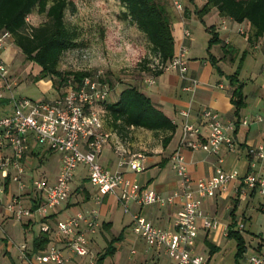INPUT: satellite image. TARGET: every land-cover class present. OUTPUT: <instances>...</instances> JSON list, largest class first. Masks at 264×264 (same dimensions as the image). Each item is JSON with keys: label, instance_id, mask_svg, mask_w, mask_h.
Listing matches in <instances>:
<instances>
[{"label": "built area", "instance_id": "1", "mask_svg": "<svg viewBox=\"0 0 264 264\" xmlns=\"http://www.w3.org/2000/svg\"><path fill=\"white\" fill-rule=\"evenodd\" d=\"M172 3L178 9L182 7L180 0H172ZM222 27H227L224 20ZM238 31L244 32L242 27ZM190 33L188 27L183 28L184 38L189 37ZM9 38V31L0 32V49ZM187 53L186 43H180L165 60L154 54L149 66L153 70L176 71L185 81L182 87L193 91L199 80L188 73ZM145 81L153 83L154 75H148ZM15 85L16 82L9 75L8 64L0 56V103H7L10 107L7 113L0 115V193L7 195V211L17 220L48 214L69 196L70 182L81 163L85 164L89 182L97 187V193L89 209L77 211L54 222L62 238L61 244L50 240L45 247L33 250L26 241L19 242L16 244L14 264H70L74 255L85 257L90 251L88 233L99 227L98 206L108 193L116 195L126 211L133 201L140 205L165 204L180 197L182 205L177 210L173 228L158 226L143 214L133 212L131 229L148 246L162 247L170 264H211L206 256L193 251L198 233L197 219L202 217L205 229H214L219 225L215 217L203 211L202 200L226 190L232 179L238 180L237 188L241 192L256 190L264 195L262 175L253 169L244 174H239L236 169L226 170L220 164L221 156L210 176L193 178L189 174L182 153L183 147L214 154H218L223 146L231 151L238 148L234 136L236 121L224 122L220 113L213 108H203L198 122L189 119L190 107L180 110L185 119L178 145L171 154V165L178 176V187L172 193L163 195L155 189L143 187L122 171L110 170L97 158L104 144L112 137V131L104 127V102L111 88L103 72L85 74L78 81L69 77L62 93L38 100L14 96L12 91ZM255 119L263 118L256 115ZM240 122L247 125L249 119L244 117ZM32 141L61 154L60 166L53 180L29 175ZM118 151L126 152L124 148H118ZM247 154L263 158L264 143L248 146ZM144 160L142 152H129L124 162L132 171L139 172L144 168ZM249 163L251 167L255 164L253 160ZM5 180H8L7 190L4 188ZM12 184L15 187L13 192ZM24 191L30 192L28 202L31 205H25L21 199L20 195ZM39 228L47 232L52 230L51 224L45 221L40 222ZM262 260L263 257L256 254L248 258L249 264H260ZM88 264H93V261Z\"/></svg>", "mask_w": 264, "mask_h": 264}, {"label": "crops", "instance_id": "2", "mask_svg": "<svg viewBox=\"0 0 264 264\" xmlns=\"http://www.w3.org/2000/svg\"><path fill=\"white\" fill-rule=\"evenodd\" d=\"M214 9L216 8L212 7L207 13L213 12ZM207 13L200 18L204 29L202 32H196L191 27V19L194 14H189L188 11L184 15V19L182 17L172 19L173 50L180 43H186L188 47V73L199 80L194 90L184 89L182 86L185 81L180 78L176 71L172 70L154 74L153 83H148L144 78L136 84L172 119L175 128L170 133V138L165 142L162 140L164 135L169 134L166 131H156L132 125L115 129L104 121V127L112 131V137L104 144L98 154L97 158L99 162L110 170L122 171L131 179L138 181L143 187L155 189L163 195L172 193L178 187V176L171 165V154L178 145L182 122L185 119L180 110L187 107H190L189 119L196 122L201 120V111L205 107L217 110L224 122L238 120L234 132L238 145L237 150H227L223 146L218 154H214L202 149L182 148L188 172L193 178L210 176L218 164L217 159L220 156L222 157L220 164L226 170L236 169L239 174H244L248 170L253 169V171L264 177V157L256 158L247 154L248 146L264 143V119H255L256 115H259V111L256 110H261L260 108L264 109V83L257 82L255 87L248 92L244 89L245 84L243 85L245 105L239 108L238 115H236L234 111L235 106L230 100L232 88L228 78L230 72L221 66L235 55V52H239L240 56L242 55L243 60H245L248 52L246 45L243 43V46H238L235 40V33L238 31L237 28L241 27L242 23L246 24L247 21L238 22L227 17L230 21V28H227L222 35L217 31L218 36L226 42V45H223L221 42L214 43L209 48V51L217 59L216 65L221 69L217 71L215 64L212 62L211 64L208 63L211 60L210 58H205L206 55L201 51L202 49L198 50L195 48L196 42L203 38L206 45L203 48L208 53L206 47L210 32L206 29V26L209 23L204 18ZM246 25L249 26V24ZM184 27L190 29L191 33L189 37H183L182 31ZM222 28L225 29L224 27ZM243 39L245 41L247 39L246 36H243ZM14 46L17 47L12 39L9 38L6 45L0 49V56L3 54L9 56L10 50ZM254 47H257V45H254ZM115 92L112 93L113 98H115ZM248 94H251L250 101ZM110 95L111 92L108 97ZM107 100L109 99L107 98ZM250 102L258 105V109H253L250 106ZM248 105L250 109L247 108ZM0 109L3 110L1 114L3 115L10 110V107L7 103L1 102ZM244 117L249 119L247 125L240 122ZM203 131L205 130L203 129ZM35 144H38L40 147L34 146ZM42 146L50 150L45 145L32 141L30 165L33 168L38 165L37 157L41 156L40 148ZM118 148H124L126 152L122 153L118 151ZM129 152H142L144 154L143 170L134 172L124 162ZM250 160H253L255 163L253 167L250 166ZM78 168L81 169L77 171ZM58 169L50 179L46 178L53 180ZM77 169L75 175H77L78 179L74 181V175L70 182V191L74 188L84 190L81 197L73 199L69 192L67 199L52 208L48 214L44 216L34 215L24 217V222L28 226L24 227L26 232L23 240L27 241L31 249L32 239L40 231V222L45 221L51 224L52 230L49 232L50 240H55L61 244L62 238L55 229L54 222L57 219L66 218L77 211H85L93 205V196L97 193V187L89 182L85 164H79ZM29 170H31V167ZM41 174L45 177L43 171ZM237 187L238 180L232 179L227 184L226 190L218 192L215 196L205 197L202 200L201 207L203 211L215 217L219 221V225L214 229H205L202 224V217H199L197 219L198 233L193 251L203 254L211 261L221 251L222 247L227 244L228 239L233 238L228 235V229L233 224V228L237 229L245 239V252L248 249L251 251L250 254H245L244 252L236 260L235 241V249L230 251L233 264H249L248 258L253 254L262 256L263 260L260 264H264V195L258 193L256 190L241 192ZM6 199V194L0 199V222L5 216L11 215L5 208ZM24 204L27 206L31 205L27 201H24ZM181 205L182 199L180 197H176L172 203L165 204L152 203L140 205L133 201L130 202L129 210L126 211L116 195L105 194L98 206L100 225L94 232L88 233L90 251L87 255L90 254V256L79 257L74 255L70 264H88L89 261H93L94 263L97 253H99L96 250L99 242L103 239L107 240L104 246H99L104 249L108 241L116 236L118 238L113 242L115 249L111 254L104 257L102 264H170L169 257L162 247L148 246L141 237L132 231L131 215L133 212H139L158 226L173 228V221ZM35 225L37 229L32 231ZM114 225L117 226V229L112 231ZM244 230L250 232L249 236L245 235ZM110 231L112 233L107 236V233ZM0 237L5 239L6 250L4 249V251L9 254L8 249L11 247L12 242L9 240L7 242L8 236L0 235ZM92 251L95 253L93 254ZM223 256L222 252L219 257L222 259L220 264H223Z\"/></svg>", "mask_w": 264, "mask_h": 264}, {"label": "rangeland", "instance_id": "3", "mask_svg": "<svg viewBox=\"0 0 264 264\" xmlns=\"http://www.w3.org/2000/svg\"><path fill=\"white\" fill-rule=\"evenodd\" d=\"M160 1L168 7L171 19L178 17L184 19V15L188 11L189 14H194L191 19V27L194 31L202 32L204 30L203 23L196 16V11L202 6L205 0H180L182 5L180 9L174 6L172 0ZM124 9V6L119 0H69L65 10V22L73 32L77 45L69 47L62 52L58 65L59 69L62 72L69 70L89 71V73L103 72L111 88V95L108 97L109 100L114 97L112 93L115 91L118 92L125 85L130 83L137 84L140 80L151 75L149 64L154 55L151 44L136 24L123 15ZM204 18L209 25L213 24L215 26V30L220 35L227 28H230L229 19L220 16L217 9L207 13ZM44 19L45 15L34 9L28 15L27 23L28 26L35 25ZM223 20L227 24L225 29L222 28ZM246 24L242 23L243 33L238 31L235 33V40L239 47L245 43L248 51L238 71V78L244 82V89L248 92L255 87L257 82L264 83V69H262V64L264 63V36L252 38L251 40L246 39L244 41L243 36L247 38L251 33L249 26ZM195 45V48L198 50L202 49L201 51L206 55L205 58L209 59L208 53L203 48L206 46L204 39H199ZM254 45H257V47H254ZM2 58L8 64L11 79L16 82L12 91L14 96H26L38 100L60 94L64 89L62 79H59L56 75H46L37 79L40 66L32 60L26 59L17 47L14 46L10 50L9 56L3 54ZM239 61L240 53L235 52V55L221 66L232 73L237 68ZM208 63L211 64V61H208ZM248 99L249 101L251 100V94H248ZM250 106L253 109H258V105H254V103L250 102ZM250 106L248 105L247 108L250 109ZM260 109L256 111H259V115L264 119V109ZM2 111L0 109V115ZM34 146H38V144ZM40 155V157H37L38 165L35 168L30 165L31 173L29 175L42 176L41 172L43 171L45 177L50 179L60 166L61 154L58 151L47 150L42 146L40 148ZM80 169L78 168L77 171ZM77 179L78 177L75 175L73 180L77 181ZM14 188V184H12V192ZM83 192L84 190L74 188L71 189L70 195L75 199L81 197ZM29 195V191H24L20 197L22 200L28 202ZM0 196L3 198L5 195L0 193ZM24 220V218L17 220L14 216L9 215L5 216L0 222V235L8 236L7 242L8 240L12 242L11 247L8 249L10 253H5L6 241L0 237V263H15L17 254L16 244L24 241L23 237L26 232L24 227L28 226ZM33 228L32 231L36 230V225ZM116 229L117 226L114 225L112 231ZM111 233V231L108 232L107 236ZM244 233L246 236L250 234L246 230H244ZM106 241V239L101 240L99 246H104ZM99 246L96 247L98 252L103 249V247ZM234 249L235 240L229 238L227 244L221 249L224 254L223 264H233L230 251ZM221 251L211 259L212 264H220L222 260L219 258L222 254ZM250 252V249H248L245 254H250ZM92 253L94 254L95 252L92 251ZM89 256L90 254L87 255V257Z\"/></svg>", "mask_w": 264, "mask_h": 264}, {"label": "trees", "instance_id": "4", "mask_svg": "<svg viewBox=\"0 0 264 264\" xmlns=\"http://www.w3.org/2000/svg\"><path fill=\"white\" fill-rule=\"evenodd\" d=\"M124 6L123 15L145 34L151 44L154 54H158L162 60L169 58L173 53L174 38L172 34V19L168 7L160 0H119ZM69 0H0V32L9 31L13 43L23 53L26 59L32 60L40 66L37 79L46 75L58 76L65 86L66 80L73 77L78 81L89 71H65L59 69V60L62 52L69 47L77 45L73 32L65 22V10ZM212 7L217 9L220 16L229 17L234 21H247L250 28L248 40L264 36V0H205L197 9L199 18L207 13ZM36 9L43 13L45 19L38 24L28 26L27 17ZM210 32L207 41L208 57L215 64L216 57L209 51L212 44L226 42L218 36L213 24L207 25ZM243 56L237 68L228 74L232 85L230 100L235 106L238 115L239 108L245 105L243 85L238 78V71ZM151 74H159L161 70H153L149 66ZM63 90L60 92L62 93ZM115 98L104 102V121L112 128L121 129L127 126H139L156 131H166L169 134L163 136L165 142L170 138L175 124L165 112L156 105L152 99L143 92L135 83H130L115 92ZM238 119V117H237ZM238 120H236L237 122ZM4 188H8V180L4 181ZM228 235L236 241L235 258L245 252L246 244L242 234L233 228L228 229ZM118 236L113 237L97 253L93 264H102L104 257L111 254L115 246L113 242ZM50 241L49 232L40 230L32 239V249H40Z\"/></svg>", "mask_w": 264, "mask_h": 264}]
</instances>
